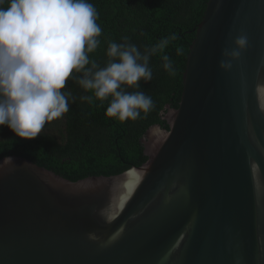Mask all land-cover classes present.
<instances>
[{"label":"water","instance_id":"water-1","mask_svg":"<svg viewBox=\"0 0 264 264\" xmlns=\"http://www.w3.org/2000/svg\"><path fill=\"white\" fill-rule=\"evenodd\" d=\"M182 84L138 166L70 180L0 158V264H264V0H207Z\"/></svg>","mask_w":264,"mask_h":264},{"label":"clouds","instance_id":"clouds-1","mask_svg":"<svg viewBox=\"0 0 264 264\" xmlns=\"http://www.w3.org/2000/svg\"><path fill=\"white\" fill-rule=\"evenodd\" d=\"M97 19L88 0H0V127L22 140L35 139L47 123L69 111V99L75 98L62 91L69 78L90 93L80 96L81 101H108L109 118L135 121L152 110L150 95L129 89L152 79L151 57L164 53L176 36L162 38L143 53L135 44L110 42L101 67L89 55L100 45ZM233 44L223 55L234 60L247 47V35L241 33ZM161 59L171 74L170 57ZM220 67L230 69L231 61L222 60ZM260 91L264 94V88Z\"/></svg>","mask_w":264,"mask_h":264},{"label":"trees","instance_id":"trees-1","mask_svg":"<svg viewBox=\"0 0 264 264\" xmlns=\"http://www.w3.org/2000/svg\"><path fill=\"white\" fill-rule=\"evenodd\" d=\"M98 13L96 23L102 29L100 45L89 54L99 66L107 62L106 49L110 42L135 44L143 53L162 38L176 36L164 53L150 59L152 79L140 81L139 89L150 95L154 107L135 121L120 122L105 115L108 101L89 104L79 99L90 95L69 78V111L58 120L47 123L33 140H22L6 126L0 127V158L15 154L55 173L77 180L90 175L118 174L138 166L147 157L140 142L146 129L158 123L167 128L161 118L165 105L177 107L183 84L189 45L197 24L202 19L207 0H88ZM168 55L173 65L170 74L163 68L162 55ZM74 75H78L74 73Z\"/></svg>","mask_w":264,"mask_h":264}]
</instances>
